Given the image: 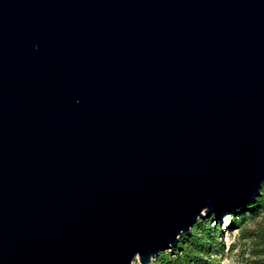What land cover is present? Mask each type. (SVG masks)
Returning <instances> with one entry per match:
<instances>
[{"label":"water","instance_id":"95a60500","mask_svg":"<svg viewBox=\"0 0 264 264\" xmlns=\"http://www.w3.org/2000/svg\"><path fill=\"white\" fill-rule=\"evenodd\" d=\"M264 184V0H0V264H152Z\"/></svg>","mask_w":264,"mask_h":264},{"label":"trees","instance_id":"16d2710c","mask_svg":"<svg viewBox=\"0 0 264 264\" xmlns=\"http://www.w3.org/2000/svg\"><path fill=\"white\" fill-rule=\"evenodd\" d=\"M233 225H239L242 233H246L245 221L256 220L261 217L259 224L249 234L259 245L254 247V253L260 256L256 264H264V184L262 192L255 200L234 210ZM218 236L211 219L197 220L190 234L180 237L172 248L160 251L152 264H214L210 258L220 251L216 244Z\"/></svg>","mask_w":264,"mask_h":264},{"label":"rangeland","instance_id":"374dc122","mask_svg":"<svg viewBox=\"0 0 264 264\" xmlns=\"http://www.w3.org/2000/svg\"><path fill=\"white\" fill-rule=\"evenodd\" d=\"M234 209L227 212H214L211 215L198 218V220L211 219L215 226L218 240V251L210 257L214 264H256L261 257L254 253V247L259 243L253 240L249 234L259 224L261 217L256 220L245 221L246 233H242L239 225H233ZM190 234V233H189ZM186 235V234H184ZM183 236V235H182ZM181 236V237H182ZM171 247L170 249H172ZM155 259V258H153ZM133 264H141L136 257Z\"/></svg>","mask_w":264,"mask_h":264}]
</instances>
